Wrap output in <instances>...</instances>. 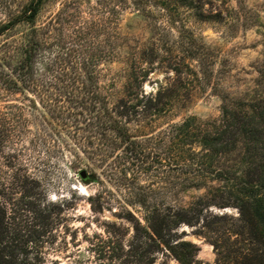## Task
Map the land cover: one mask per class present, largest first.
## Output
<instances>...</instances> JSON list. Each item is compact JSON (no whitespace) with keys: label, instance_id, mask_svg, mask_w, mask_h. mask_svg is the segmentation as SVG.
Returning a JSON list of instances; mask_svg holds the SVG:
<instances>
[{"label":"trees","instance_id":"1","mask_svg":"<svg viewBox=\"0 0 264 264\" xmlns=\"http://www.w3.org/2000/svg\"><path fill=\"white\" fill-rule=\"evenodd\" d=\"M45 1L26 0L0 23V36L26 25L17 39L5 41L0 50V264L44 263L38 238L45 233L51 211L35 170L41 155L56 163L66 161L68 170L77 166L75 172L83 182L100 183L104 173L127 180L147 163L149 170L163 161L180 167L186 175L184 189L205 191L189 203L169 205L160 190L134 187L127 204L142 210L141 219L128 209L124 214L135 221V233H144L151 245L165 249L180 264H192L199 247L183 239L185 231L178 232L179 227L211 229L203 214L207 207H234L238 229L229 228L228 233L242 235L245 226L250 227L258 248L251 256L221 254L215 264H264V68L262 87L253 95H222L217 119L189 115L169 124L156 138L134 134L128 115L131 109L137 111L138 104L129 97L111 103L97 76L98 63L114 56L118 47L130 48L126 37L113 35L105 17L78 33L76 47H68L63 34L60 43L46 40L35 23ZM100 3L101 15H205L202 0ZM187 57L196 59V51L188 50ZM45 59L50 62L39 69ZM182 64L171 67L181 72ZM137 71L131 69L126 93L137 91L145 79L147 71L143 75ZM148 101L139 114L151 108L153 114L163 110L158 101ZM213 242L216 248L217 239Z\"/></svg>","mask_w":264,"mask_h":264},{"label":"rangeland","instance_id":"2","mask_svg":"<svg viewBox=\"0 0 264 264\" xmlns=\"http://www.w3.org/2000/svg\"><path fill=\"white\" fill-rule=\"evenodd\" d=\"M25 1L0 0V23L12 17ZM100 2L46 0L36 27L46 40L60 43L63 34L66 45L76 47L79 32L107 17L113 35L126 37L130 48L118 47L114 56L98 63L97 76L111 103L129 97L138 104L137 111L131 109L128 115L134 134L156 138L169 124L189 115L217 119L222 95L249 96L261 89L264 0H202L205 15H101ZM25 29L26 25H18L10 35H1L0 50L5 41L17 39ZM190 49L196 51V59L187 57ZM180 61L182 71L176 72L171 66ZM49 62L42 60L39 69ZM131 69L138 70L139 75L144 71L147 74L137 91L126 93L124 85ZM149 99L161 103L163 110L153 114L151 108L139 114L144 104L149 105ZM154 141L149 140V149ZM41 157L35 170L45 189L44 203L51 211L45 233L38 238L43 245V264H180L165 249L151 245L144 233L136 234L135 221L124 213L128 209L141 219L142 210L127 204L128 192L138 185L146 191L160 190L169 205H183L202 194L203 188L184 189L186 175L182 168L163 161L162 166L149 170L147 163L127 180L104 173L100 183H95L81 181L75 172L77 166L68 170L64 160L56 163L55 159ZM203 214L211 229L199 225L178 229L185 231L183 239L199 247L192 264H215L221 254L230 258L240 252L247 256L256 252L258 245L250 227L245 226L242 235L228 233L227 229L237 228L236 208L210 205ZM221 214L225 217H214Z\"/></svg>","mask_w":264,"mask_h":264},{"label":"water","instance_id":"3","mask_svg":"<svg viewBox=\"0 0 264 264\" xmlns=\"http://www.w3.org/2000/svg\"><path fill=\"white\" fill-rule=\"evenodd\" d=\"M80 176H81L82 179L85 178V171H84V170H81V171H80Z\"/></svg>","mask_w":264,"mask_h":264}]
</instances>
